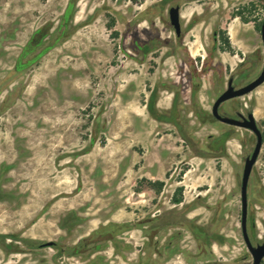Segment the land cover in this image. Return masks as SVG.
Returning <instances> with one entry per match:
<instances>
[{"label":"rangeland","instance_id":"rangeland-1","mask_svg":"<svg viewBox=\"0 0 264 264\" xmlns=\"http://www.w3.org/2000/svg\"><path fill=\"white\" fill-rule=\"evenodd\" d=\"M263 21L264 0H0V264H252L257 136L213 105L261 74ZM219 110L262 131L261 243L264 83Z\"/></svg>","mask_w":264,"mask_h":264},{"label":"water","instance_id":"water-1","mask_svg":"<svg viewBox=\"0 0 264 264\" xmlns=\"http://www.w3.org/2000/svg\"><path fill=\"white\" fill-rule=\"evenodd\" d=\"M181 7L179 5L173 6L170 8V21L171 24L175 27L177 36L181 35L182 24H181ZM261 37L264 46V21L261 26ZM264 83V67L261 74L249 82L248 84L236 87L234 85L233 79L229 80L228 88L224 91L215 101L213 105V115L221 122L249 129L253 131L257 136V142L255 148L246 160L242 176V185H241V195H242V228L244 233L245 242L248 246V249L252 253L253 262L252 264H261L264 259V239L261 243L253 244L249 235L247 233V209H248V185L250 177L253 171V168L260 156L262 146H263V135L259 127V124L252 112H249L247 115L240 114V118L224 116L220 113V106L223 102L231 100L233 98L241 97L249 94L257 87ZM46 246H51L52 242L46 243Z\"/></svg>","mask_w":264,"mask_h":264},{"label":"trees","instance_id":"trees-1","mask_svg":"<svg viewBox=\"0 0 264 264\" xmlns=\"http://www.w3.org/2000/svg\"><path fill=\"white\" fill-rule=\"evenodd\" d=\"M168 120H170V119H168ZM175 201H176V203H179L181 200L180 199H175ZM194 232H195V234L199 237V238H202L203 236V234H202V232H200V231H198L197 229H195L194 230ZM11 236H1L0 235V242L3 244V246L5 247V248H9L10 247V245H8V244H6V239H8V238H10ZM208 239V238H207ZM31 243V245H34V242H30Z\"/></svg>","mask_w":264,"mask_h":264}]
</instances>
